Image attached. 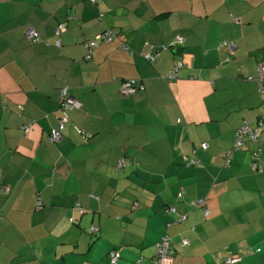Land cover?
Here are the masks:
<instances>
[{
  "label": "crops",
  "instance_id": "obj_1",
  "mask_svg": "<svg viewBox=\"0 0 264 264\" xmlns=\"http://www.w3.org/2000/svg\"><path fill=\"white\" fill-rule=\"evenodd\" d=\"M263 60L264 0H0V264H152L165 236L173 264H264Z\"/></svg>",
  "mask_w": 264,
  "mask_h": 264
},
{
  "label": "built area",
  "instance_id": "obj_2",
  "mask_svg": "<svg viewBox=\"0 0 264 264\" xmlns=\"http://www.w3.org/2000/svg\"><path fill=\"white\" fill-rule=\"evenodd\" d=\"M93 3H97L98 0H91ZM67 29V23H60L56 28V35L60 36L63 32H65ZM26 36L28 39L32 41H37L40 39L39 32L31 27L26 31ZM115 33L111 29H107L95 36L94 39L86 41L85 46L92 51L95 49L100 43L102 42H110L114 39ZM57 45H61L60 39L56 40ZM237 43L234 41H223L220 44L221 49L229 50L230 52H234L237 49ZM90 57V55H89ZM152 62H157V53H152L147 56ZM184 65V61L180 60L177 62V64L173 67V69L167 74L166 78L169 80H173L178 76L179 69ZM257 82L259 85L260 91L264 92V60L259 62L258 64V76H257ZM139 89H143L142 85H137L134 80H125L121 87V93L123 95H129V94H135ZM64 100L61 104V108L63 110V114L66 113L68 109H79L82 107V103L77 100L73 96L67 95V90L64 89L63 91ZM260 125L258 127H251L248 122H245L242 126H240L237 129L236 132V140L234 145V150L242 148L246 145V142L248 140L257 142L260 140L262 132L260 126L263 125L262 121H259ZM23 129L25 132H28L29 125L25 124L23 125ZM65 129V120L64 117L61 118L59 125L57 128L53 129L51 134H49L48 139L52 143H56L60 141L63 137V130ZM207 143H202L203 148H207ZM232 152H228L227 156V163H230V158L232 157ZM258 153H255V160L258 159ZM190 164H193L194 161L189 162ZM124 164V161H121L119 163V166H122ZM253 169L262 171L261 166L258 164V162L253 163ZM194 206H202L205 210V214H209V209L205 206V200L199 199L193 203ZM168 211L170 213L176 212V208L174 206H169ZM185 217H182L181 220H184ZM71 220H73L71 218ZM92 231H95L97 228L94 226L91 228ZM183 245L189 244V241L187 239L182 240ZM111 256V263L116 264L120 258V254L118 250H112L110 252ZM173 256H174V246L171 242L170 236H165L156 246V254L154 256L152 264H173ZM240 257L238 255H232L231 257L227 258L224 262V264H235L238 262Z\"/></svg>",
  "mask_w": 264,
  "mask_h": 264
},
{
  "label": "trees",
  "instance_id": "obj_3",
  "mask_svg": "<svg viewBox=\"0 0 264 264\" xmlns=\"http://www.w3.org/2000/svg\"><path fill=\"white\" fill-rule=\"evenodd\" d=\"M112 30V29H111ZM105 31V30H104ZM113 31V30H112ZM114 32V31H113ZM103 43V42H102ZM181 42H178V44H180ZM219 49H221L220 48V46H219ZM221 50H224V49H221ZM226 50V49H225ZM157 60H158V55H157ZM154 63H156V62H154ZM173 69V68H172ZM180 70V69H179ZM179 73V72H178ZM242 126V125H241ZM240 127V126H239ZM238 127V128H239ZM237 128V129H238ZM237 129H236V132H237ZM235 138H236V133H235ZM248 141H250V140H248ZM258 144H260L259 143V141H258ZM234 145H235V143H234ZM201 146H202V144H201ZM239 149H241V148H239ZM238 150V149H237ZM255 153H258V155L260 154V157H261V145H258L256 148H255V151H254ZM189 162H191V161H187L186 163L188 164V165H190V163ZM254 162H258L259 163V158L258 159H256ZM253 162V163H254ZM252 170L253 171H255V172H261V171H258V170H255V169H253V167H252ZM197 201V200H196ZM169 206H171V205H169ZM173 206V205H172ZM168 207V206H167ZM175 207V206H174ZM198 207H202V206H198ZM176 208V207H175ZM167 210H168V208H167ZM175 213V212H174ZM173 244V243H172ZM183 244V243H182ZM174 246V245H173ZM113 250H115V249H113ZM174 252H175V249H174ZM229 257H231V256H229ZM229 257H227V258H229Z\"/></svg>",
  "mask_w": 264,
  "mask_h": 264
},
{
  "label": "rangeland",
  "instance_id": "obj_4",
  "mask_svg": "<svg viewBox=\"0 0 264 264\" xmlns=\"http://www.w3.org/2000/svg\"><path fill=\"white\" fill-rule=\"evenodd\" d=\"M235 140H236V138L234 137V142H233V145H234V143H235Z\"/></svg>",
  "mask_w": 264,
  "mask_h": 264
}]
</instances>
